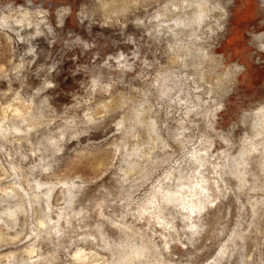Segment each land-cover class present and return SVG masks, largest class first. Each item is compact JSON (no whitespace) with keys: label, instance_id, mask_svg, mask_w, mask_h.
<instances>
[{"label":"clouds","instance_id":"obj_1","mask_svg":"<svg viewBox=\"0 0 264 264\" xmlns=\"http://www.w3.org/2000/svg\"><path fill=\"white\" fill-rule=\"evenodd\" d=\"M0 264H264V0H0Z\"/></svg>","mask_w":264,"mask_h":264}]
</instances>
